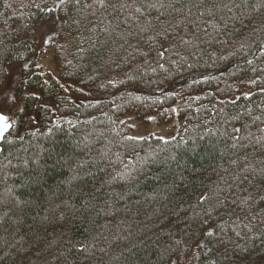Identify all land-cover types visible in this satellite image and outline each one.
Segmentation results:
<instances>
[{
	"label": "trees",
	"instance_id": "1",
	"mask_svg": "<svg viewBox=\"0 0 264 264\" xmlns=\"http://www.w3.org/2000/svg\"><path fill=\"white\" fill-rule=\"evenodd\" d=\"M14 63L0 264H264V0H0Z\"/></svg>",
	"mask_w": 264,
	"mask_h": 264
},
{
	"label": "rangeland",
	"instance_id": "2",
	"mask_svg": "<svg viewBox=\"0 0 264 264\" xmlns=\"http://www.w3.org/2000/svg\"><path fill=\"white\" fill-rule=\"evenodd\" d=\"M60 24V18L56 17L51 22L42 23L36 33V37L45 43L54 34ZM36 65L43 71H49L53 76L57 75V65L50 52H42L36 58ZM24 63H14L6 67V80L0 88V113L7 116L11 121L15 119L17 112L21 109V101L15 96L16 86ZM180 102L174 106V115L167 124H159L156 115H150L146 122L140 121L133 113L123 115V120L130 126L128 136L132 138L158 137L168 140L175 137L180 128L181 121L178 116ZM3 200V201H2ZM5 202V197L0 203Z\"/></svg>",
	"mask_w": 264,
	"mask_h": 264
},
{
	"label": "water",
	"instance_id": "3",
	"mask_svg": "<svg viewBox=\"0 0 264 264\" xmlns=\"http://www.w3.org/2000/svg\"><path fill=\"white\" fill-rule=\"evenodd\" d=\"M0 116L5 118V122L0 124V151H1V143L5 137V135L11 130L12 128V121L5 115L0 113Z\"/></svg>",
	"mask_w": 264,
	"mask_h": 264
},
{
	"label": "snow or ice",
	"instance_id": "4",
	"mask_svg": "<svg viewBox=\"0 0 264 264\" xmlns=\"http://www.w3.org/2000/svg\"><path fill=\"white\" fill-rule=\"evenodd\" d=\"M5 122V118L3 116H0V124H3Z\"/></svg>",
	"mask_w": 264,
	"mask_h": 264
},
{
	"label": "bare ground",
	"instance_id": "5",
	"mask_svg": "<svg viewBox=\"0 0 264 264\" xmlns=\"http://www.w3.org/2000/svg\"><path fill=\"white\" fill-rule=\"evenodd\" d=\"M134 30V29H133ZM55 62V61H54ZM56 64V63H55Z\"/></svg>",
	"mask_w": 264,
	"mask_h": 264
}]
</instances>
